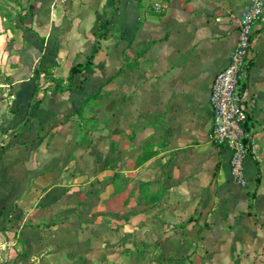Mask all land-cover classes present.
<instances>
[{
	"label": "crops",
	"instance_id": "0c3cea01",
	"mask_svg": "<svg viewBox=\"0 0 264 264\" xmlns=\"http://www.w3.org/2000/svg\"><path fill=\"white\" fill-rule=\"evenodd\" d=\"M248 4H33L14 35L0 122L19 129L0 154V264L264 260V23L243 79L254 147L245 186L209 139L213 81ZM91 57L73 90L56 93L50 81L31 108L39 68L66 88L71 68Z\"/></svg>",
	"mask_w": 264,
	"mask_h": 264
},
{
	"label": "built area",
	"instance_id": "2783aa9c",
	"mask_svg": "<svg viewBox=\"0 0 264 264\" xmlns=\"http://www.w3.org/2000/svg\"><path fill=\"white\" fill-rule=\"evenodd\" d=\"M54 1L63 6L69 0ZM261 23H264V0H249L238 25V41L229 64L215 76L210 97L213 112L210 142L229 151L231 176L242 186L247 184L246 161L254 153L253 139L246 130L249 114L244 104L243 79L251 65L255 28Z\"/></svg>",
	"mask_w": 264,
	"mask_h": 264
},
{
	"label": "rangeland",
	"instance_id": "374dc122",
	"mask_svg": "<svg viewBox=\"0 0 264 264\" xmlns=\"http://www.w3.org/2000/svg\"><path fill=\"white\" fill-rule=\"evenodd\" d=\"M35 2L37 0H0V122L7 113L6 102L10 101L12 95L7 87L10 84L7 73L13 65L14 35L17 29L23 27V20L29 17ZM42 77L45 80L38 86L39 90L45 91L52 84L45 75ZM18 130L5 131L0 126V154L11 149L14 144L13 136ZM259 264H264V260L260 259Z\"/></svg>",
	"mask_w": 264,
	"mask_h": 264
},
{
	"label": "trees",
	"instance_id": "16d2710c",
	"mask_svg": "<svg viewBox=\"0 0 264 264\" xmlns=\"http://www.w3.org/2000/svg\"><path fill=\"white\" fill-rule=\"evenodd\" d=\"M25 21V20H23ZM101 29H104V27L102 26ZM93 63V58L91 57L86 64H77L75 66H73L70 70V76H69V79H68V85L66 88H63V82L55 79L54 77L50 76L49 73H47L46 71L44 72L45 73V76L50 80L52 81V83L54 84V91L56 93H66V92H70L71 90H73L74 88V77L78 74H81L84 70V68H86L87 66L91 65ZM43 71L39 68L37 70V74L40 75ZM38 91H39V86H37L35 88V91L33 93V103L31 105V108L33 107L34 104L36 103H40L41 102V99H38Z\"/></svg>",
	"mask_w": 264,
	"mask_h": 264
}]
</instances>
